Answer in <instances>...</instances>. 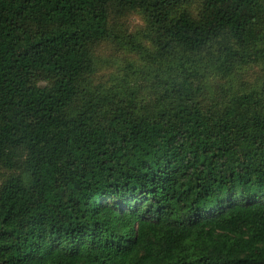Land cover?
<instances>
[{
    "label": "trees",
    "instance_id": "16d2710c",
    "mask_svg": "<svg viewBox=\"0 0 264 264\" xmlns=\"http://www.w3.org/2000/svg\"><path fill=\"white\" fill-rule=\"evenodd\" d=\"M0 264H264V0H0Z\"/></svg>",
    "mask_w": 264,
    "mask_h": 264
}]
</instances>
